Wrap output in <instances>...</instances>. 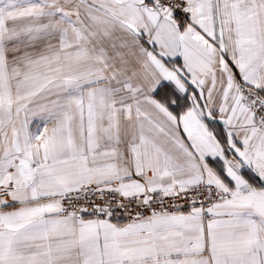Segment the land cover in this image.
<instances>
[{"label":"snow or ice","instance_id":"snow-or-ice-1","mask_svg":"<svg viewBox=\"0 0 264 264\" xmlns=\"http://www.w3.org/2000/svg\"><path fill=\"white\" fill-rule=\"evenodd\" d=\"M0 264H264V0H0Z\"/></svg>","mask_w":264,"mask_h":264}]
</instances>
